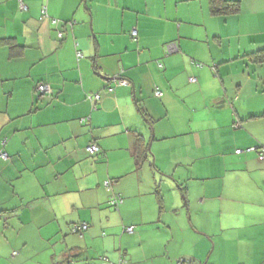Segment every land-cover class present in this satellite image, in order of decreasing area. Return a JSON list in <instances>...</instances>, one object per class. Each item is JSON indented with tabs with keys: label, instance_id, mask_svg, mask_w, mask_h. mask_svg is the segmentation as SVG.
<instances>
[{
	"label": "crops",
	"instance_id": "1",
	"mask_svg": "<svg viewBox=\"0 0 264 264\" xmlns=\"http://www.w3.org/2000/svg\"><path fill=\"white\" fill-rule=\"evenodd\" d=\"M43 1L0 0V264H264V0Z\"/></svg>",
	"mask_w": 264,
	"mask_h": 264
},
{
	"label": "trees",
	"instance_id": "2",
	"mask_svg": "<svg viewBox=\"0 0 264 264\" xmlns=\"http://www.w3.org/2000/svg\"><path fill=\"white\" fill-rule=\"evenodd\" d=\"M18 1V7L19 9H24L26 6L25 4L23 3V0H17ZM210 11L213 13V14H231V13H236L238 10H239V0H210ZM45 18H47V5H46V0L43 1L41 7H40V16H39V20H44ZM52 23L54 24H58L59 21L58 19L54 18V19H51ZM136 31H133L131 32L133 36H135ZM58 35V38L61 39L63 37V31H58L57 33ZM9 43H12V42H9ZM9 55L12 56V51L16 50L17 47H19L18 45H13L12 44H9ZM257 54H258V58H260L262 55H264V49H260L259 51H257ZM80 54L78 53L77 56H79ZM194 79L195 81V78H192ZM193 81V82H194ZM38 87V86H37ZM37 87H36V93L39 95V96H43L45 94H40L37 90ZM237 125V123H236ZM136 147H139V145L137 144ZM261 147H256V150H259ZM263 148V147H262ZM139 150V148H138ZM145 149H142V151L144 152ZM141 151V150H140ZM259 152V151H258ZM142 157V156H140ZM106 187V186H105ZM109 189V187H107ZM114 194H112L110 197H109V205H111L112 207L116 208L118 205H115L112 203H110V199L111 197H113ZM121 198V197H120ZM122 200V199H121ZM82 227V229H81ZM84 227V228H83ZM88 227V223H86L85 221H82L80 223H77V224H73L71 225L70 227V231L72 233H77V234H82ZM132 227V226H130ZM74 228H77V229H74ZM81 229V230H79ZM132 230H133V227H132ZM127 232V231H126ZM127 233H132V232H127ZM100 260H106L105 257H100L99 258ZM180 259H183L185 260L184 257H179L177 260H176V263L175 264H178L179 263V260ZM64 264H72V263H64ZM84 264H91V263H84Z\"/></svg>",
	"mask_w": 264,
	"mask_h": 264
},
{
	"label": "built area",
	"instance_id": "3",
	"mask_svg": "<svg viewBox=\"0 0 264 264\" xmlns=\"http://www.w3.org/2000/svg\"><path fill=\"white\" fill-rule=\"evenodd\" d=\"M171 47H174V45H170V46H168V50H170ZM191 81L193 82L194 79H191ZM123 83H124V82H123ZM37 90H38V92H39L40 94H42V95H43V94H46V93H48V92H50V88H49V86L46 85V84H40V85L37 87ZM159 94H160L159 91H156V92H155V95H159ZM94 98L98 99V98H99V95L96 94V95L94 96ZM87 150H88L89 153L93 154V153L97 150V146L94 145V144H90V145L87 147ZM248 150H252V148H246V151H248ZM241 151H242V150L237 149V150H236V153H240ZM258 151H259V157H260V158H264V148L261 147ZM0 158H2V159H7V158H8V155H7L6 153L2 152V153H0ZM104 185H105L106 187H109V188H110V180H106V181L104 182ZM120 202H121V198H120V196L115 195V194H114V196L111 197V199H110V203H112V205H113V204L118 205ZM83 228H84V227H83ZM74 229H77V228H74ZM81 229H82V227H81ZM81 229H79V230H81ZM125 231H127V232H132V227H127V228L125 229ZM184 263H185V260L180 259L178 264H184Z\"/></svg>",
	"mask_w": 264,
	"mask_h": 264
}]
</instances>
